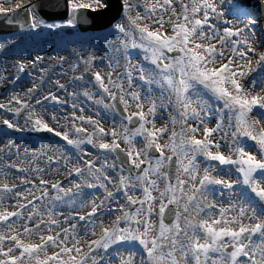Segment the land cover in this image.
I'll use <instances>...</instances> for the list:
<instances>
[{
  "label": "snow or ice",
  "instance_id": "snow-or-ice-1",
  "mask_svg": "<svg viewBox=\"0 0 264 264\" xmlns=\"http://www.w3.org/2000/svg\"><path fill=\"white\" fill-rule=\"evenodd\" d=\"M44 7L46 0H15L14 8L12 0H0V18L19 29L0 42V55L6 61L9 54L20 55L25 33L30 37L38 30L55 34L76 29L91 23L89 12L99 13L105 25L98 36L101 47L90 43L73 46L67 57L49 56L60 66L70 60L73 72L81 66L83 71L67 84L54 82L66 93L63 100L51 92L43 100L53 101L55 107L75 99L78 88L89 99L99 94L98 103L120 117L123 131L115 124L106 131L98 121L75 115V103L70 118L52 115L50 123L19 96L12 97L10 104L19 105L14 115L26 111L31 131L51 134L46 139L55 147L48 164L63 159L67 168L72 159L65 153H72L76 162L69 177L79 182L69 187L62 181L49 183L39 168L32 169L40 174L36 177L11 185L6 179L0 182V264H264V51H256L264 40L254 46L251 30L256 23L252 9L264 11V0H155L146 5L133 0H66V18L52 22L40 15ZM109 42L116 46L104 49L102 44ZM86 48L103 50L105 56L97 57L95 51L85 55ZM63 50L69 51L67 43ZM130 50H138L140 63L132 64ZM121 56L124 71L113 80ZM44 59L37 55L27 63L16 60L15 75L0 80L15 87L21 74L31 76V69ZM105 59L109 71L89 75L96 61L102 64ZM32 83L25 96L43 107ZM134 84L140 90L133 91ZM258 86L261 91L253 94ZM89 87L99 91L91 93ZM103 94L111 103H104ZM130 102L135 111H128ZM158 119L165 120V126L157 128ZM213 119L215 126L209 127ZM0 123L20 131L8 119ZM85 146L95 150L97 160ZM11 168L16 165L6 166ZM27 171L16 168L17 175ZM0 175L6 178L8 171L0 170ZM85 189L103 190L104 198L98 204L95 197L88 201L92 193ZM216 193L227 197V207L221 205L218 211L208 200ZM106 202L120 207L104 211Z\"/></svg>",
  "mask_w": 264,
  "mask_h": 264
},
{
  "label": "rangeland",
  "instance_id": "rangeland-1",
  "mask_svg": "<svg viewBox=\"0 0 264 264\" xmlns=\"http://www.w3.org/2000/svg\"><path fill=\"white\" fill-rule=\"evenodd\" d=\"M143 1L145 2V5L146 4H150V3H154L155 2V0H133V3H136V4H140V5H142V3H143ZM160 2L162 3L163 2V0H160ZM185 2H187V0H185ZM174 3H175V0H174ZM177 10L179 11V8H177ZM253 11L252 12H254V9H252ZM139 11L141 12V13H143L144 12V7H141L140 9H139ZM135 12H133L132 13V15L133 16H135ZM164 19L165 20H167V19H169V16L168 15H165L164 16ZM174 19V18H173ZM148 23H151L150 21H147ZM165 27L166 28H169L170 29V25H165ZM254 29V33H255V36L253 37V43H254V46H255V44L256 43H259V42H261L262 40H264V36H263V34H262V28H261V25H260V23H259V20H258V16L256 17V23L252 26V28H251V30H253ZM153 30H155V29H153ZM39 31V34H33L32 36H27V34H24L25 35V39H24V42L25 43H27V44H29V43H31V42H35V44L34 45H32V46H40V50L37 52L38 54H42L43 55V57H45V56H47V55H49V54H51L50 52H49V50H46V48H48L50 45V43H48V44H46V43H44V39H46V38H49V39H53V37H58V36H60L59 37V39H60V43H58L59 45H58V47H57V55H59V56H65V55H67V54H69V52H70V49L73 47V46H75V47H80L81 45H88V44H90V43H95V44H97V48L99 49L100 47H101V42H99L98 41V36H100L103 32H101L100 34H98V35H96V34H94V35H86V36H84V35H81V36H79V37H82V38H78V35H77V31L76 32H74L73 34H71L70 36H66V35H62V33H63V31H64V29L63 30H57L56 31V33L55 34H50L49 35V32H48V30H38ZM19 32V31H18ZM18 32L16 33V34H18ZM46 34H48L49 36H47ZM12 35H10V36H6V37H11ZM4 37H0V40L1 39H3ZM24 42L20 45V46H22V47H24ZM65 43H67V46H68V49H69V51H65V50H63L64 49V46H65ZM212 43H215V41H212ZM32 44V43H31ZM48 45V46H47ZM115 47L116 45L115 44H111V42H109V43H103L102 44V47L104 48V49H107V48H109V47ZM9 47H11V46H9ZM28 49V51H31L32 50V52L33 53H36V51H33L34 49H30V47H27ZM19 52H21L22 54H20V56H17V55H12V54H9V55H11L10 57L11 58H15V57H19V58H25L24 60L22 59V60H20L21 62H23V63H27V61L28 60H30V59H33L32 57H31V54L30 55H28V56H26V55H24V53H23V51H21L22 50V48H20L19 47ZM89 51H95V54H96V56L97 57H102L103 55V53L105 54V52L103 51V50H96V49H91V48H86L85 49V52H84V54H86L87 55V53L89 52ZM256 51H257V53H259L260 51H264V45H262L261 47H258V48H256ZM131 52H132V58H131V62H132V64H138V63H140L141 61H142V57H139L138 55H137V53H138V50H131ZM40 54V55H41ZM44 54H47V55H44ZM53 54V53H52ZM108 54L109 55H111V56H113V54H115V53H113V52H108ZM225 54H227V49H225ZM8 55V56H9ZM53 55H56V54H53ZM56 55V56H57ZM4 56L3 55H0V58H3ZM255 59H256V57H254L253 58V62H255ZM34 60V59H33ZM48 62H46V64L44 65H40L39 67H37V68H34V69H31V71H32V75L30 76L31 78H35L36 80L37 79H40V78H37L36 76H38V75H40L41 76V73L44 71V70H46V76H47V74H52V73H55V75H53V78H60L59 79V81H64V80H66V79H69L70 78V76L72 75V74H75V75H79L82 71H83V66H81L76 72H73L71 69H70V67L68 68V70L66 71V75H65V73H64V75L63 74H61V75H58V74H56V72H60V67H59V65H57V63L55 62V64L51 61V60H47ZM106 62V61H105ZM99 63V61H96V63H95V66L92 68V72H96V71H99L102 75H105L108 71H109V68L107 67V64L108 63ZM146 63V62H145ZM218 63H219V61H218ZM124 64H125V60L123 59V57L121 56V59H120V67L117 69V71L116 72H114L113 73V75H112V79L113 80H115L116 79V76H117V73H119V72H123V69H124ZM5 65H7V63L5 64ZM5 65H3L1 68H0V74H3V75H5L4 77H13L14 75H15V72L14 73H12L11 72V70H10V67H8V66H5ZM43 68V69H42ZM42 70V71H41ZM61 73V72H60ZM45 74V73H44ZM26 78H28V77H26ZM35 79H32V82H33V80L35 81ZM126 79V78H125ZM5 81H7V86H9L8 85V83H9V81L8 80H1L0 81V85L2 84L3 85V83H5ZM23 81V80H22ZM66 81H68V80H66ZM35 83L37 84L36 86L38 87V89L40 90V93H37V95H36V98L37 99H40V100H42V102H45L44 100H43V98L45 97V96H48L49 95V92H48V88L46 87V88H44L43 89V84L44 83H46V81H44L43 83L42 82H36L35 81ZM42 85V86H41ZM51 85V87H53V84H50ZM22 86H23V88H22V92H23V95H20L19 97L22 99V100H27L28 102H30V105H32L34 108H35V111L38 113V114H43L42 113V111H45V109H43V110H41V109H39V107H37V105L35 104V100L33 99V100H30V99H28L26 96H25V93L27 92V89H28V87H26L24 84H23V82H22ZM125 88H127V86H126V83H125ZM13 89V85H11V90ZM68 89H70V87L68 88ZM67 89V90H68ZM88 89H94V90H92V92L91 93H97L99 90H98V88H91V87H89ZM133 91H137V90H140V89H138L137 88V86L134 84V86H133V89H132ZM44 91H47V93L45 94L44 93ZM261 91V88L258 86V87H256L255 88V90H254V92H253V94H256V93H259ZM5 95H7V93H4ZM4 94H2V95H4ZM56 95H58V97L60 96V93L59 92H57V93H55ZM1 95V96H2ZM5 95L3 96V98H5ZM104 95V103H110V100L107 98V95L106 94H103ZM156 95H158V93H156ZM13 96H18L17 94H15V95H11V96H9L8 98H5L4 99V101H3V103H5V108H0V122H2L4 119H7L8 118V111L6 110L8 107H11L13 110H15V103H14V101L10 104V101H12V97ZM93 97H96V94H94L93 95ZM100 97H101V95H100ZM61 99V98H60ZM130 103H132V102H130ZM90 105V107L88 108V106ZM43 107H45V105L43 106ZM43 107H41V108H43ZM50 107H51V104H50ZM81 108H83V112L81 113V108H78V110L76 111L75 110V114L77 113V114H79V115H83L84 117H85V119H88V118H91L90 117V115L92 114V113H95V110L94 109H92V107H91V104L90 103H88V102H86V106H80ZM16 108H17V106H16ZM52 109H56V110H59L60 111V113L62 114V115H64V116H66L67 117V113H70L69 111H71V113L73 112V109L71 108V107H68L67 105H62V106H53L52 105V107H51ZM86 110V111H85ZM136 109H135V104L134 103H132V106L128 109V111L129 112H132V111H135ZM113 114V113H112ZM112 114H110V116H109V118L110 119H108L110 122H107V120H103V119H100L99 118V120H98V122H99V126L100 127H103L106 131H108V130H110L112 127H113V125L115 124L116 125V127H119L118 128V130H120V131H123V128H122V126L120 125V122H117V120H116V118L115 117H113V115ZM28 115V114H27ZM89 117H88V116ZM157 115L159 116L160 115V112L158 111L157 112ZM165 115H170V113H166ZM43 116H45L46 117V115H44L43 114ZM94 118V117H93ZM260 117L259 116H256V115H253L252 116V119H259ZM92 119V118H91ZM93 120V119H92ZM15 121V120H14ZM13 121V122H14ZM68 124L70 125L71 124V119H69L68 121ZM18 123V126L19 127H21V128H25L26 126V124H24V123H22L21 121L20 122H17ZM76 123H77V126H79V127H84V128H87V130L89 131V132H92L93 131V128L90 126V125H87V124H80L79 123V121H76ZM126 123V122H125ZM156 127L157 128H160V127H163V126H165V124H166V121L165 120H161V119H158V120H156ZM2 123H0V125H1ZM17 125V124H16ZM208 126L209 127H214L215 126V119H213L212 120V122L211 123H209L208 124ZM169 127V132H168V134H170L171 133V131L173 130L172 129V127H171V125H169L168 126ZM20 128V129H21ZM1 129V128H0ZM2 130H6V127H3L2 128ZM176 131H179V127L177 126L176 127V129H175ZM168 134H166L164 137H163V139H162V142L163 141H166L167 139H168ZM51 135V134H50ZM220 136H223V133L221 132V133H219V134H217V139H219V137ZM197 138H202V135L201 134H197ZM57 140H58V138H57ZM48 142V141H47ZM107 142V141H106ZM62 143H64V142H62ZM7 146V143L5 142V141H3L2 143H0V151H1V149H4L5 147ZM121 146L122 147H124V145L123 144H121ZM90 147L91 146H89V149H90ZM136 147H137V149H139L140 147H142V143L141 144H137L136 145ZM89 149L88 150H86V151H88L89 152V157L90 158H92L93 160H97V156L95 157V150H91V151H89ZM7 151H8V149H6L5 148V151L4 150H2L1 152H0V157L4 154V158L6 159L7 157H8V155H7ZM6 152V153H5ZM47 153V155H45V159L48 157V156H50V155H53L52 153H51V151H48V152H46ZM225 154H227L226 152H225ZM65 155H68L67 153H65ZM74 158H75V156H74ZM12 164L11 165H13V164H15L16 165V168L17 167H21V166H23V167H26V169L28 168L27 167V164H26V162L25 161H23L22 160V155H20V154H13V156H12ZM7 161H9V158H7L6 159ZM2 161V160H1ZM109 163H111V159H109V161H108ZM73 164H75V162L73 163ZM73 164H70V165H68V167L62 172V174H58L57 176H53V178L51 179V180H49V183L51 182V183H54V182H56V181H58V177H60L61 175L63 176L64 175V173H66L67 172V175H69V168H71L72 166H73ZM52 166V165H51ZM77 166H79V165H77ZM97 167H99V164H97ZM2 167H0V169H1ZM4 169H6V167H4ZM12 169H15V168H12ZM12 169H11V171H12ZM35 169H36V167H35ZM49 170V168H47V169H45V172H47ZM53 170V169H52ZM51 170V171H52ZM31 171H32V168H31ZM53 172H54V170H53ZM55 173V172H54ZM14 175H16L15 173H13ZM39 174H36V173H34V175H32L33 177H36V176H38ZM67 175H65V177L64 178H66L67 177ZM112 177L114 178L115 177V173H112ZM15 177H11V178H9V179H6V181L9 183V184H12V183H15V182H17L18 180L17 179H14ZM5 179H1L0 180V182H3ZM20 180V179H19ZM63 182V186L64 187H69V186H71V184L72 183H76V182H79V178L77 179V178H73V179H71V182L70 181H67V180H63L62 181ZM109 190L110 191H113L114 193H115V191H116V189H115V187H113L112 185H109ZM102 193H104L103 192V190H101L100 192H99V194L98 195H101ZM105 194V193H104ZM138 195H139V193H137ZM97 197V196H96ZM119 197L120 196H118L117 197V199H119ZM216 198L219 200V205H217V211H218V209H219V207L221 206V205H223L224 207H227V197L225 196L223 199H221L220 198V196H219V193H216ZM120 199H122V197H120ZM217 201V200H216ZM218 202V201H217ZM221 202H223V203H221ZM5 203H8V202H5ZM10 203H15V202H13V201H11ZM215 203V202H214ZM108 205H109V208L110 209H117V208H119L120 207V205L119 204H117V203H111V204H109L108 203ZM9 210H13V209H9ZM62 211L64 212V211H68L67 210V208L66 207H63L62 208ZM82 212V211H81ZM25 215H27V213H25ZM115 218V217H114ZM112 219H113V217H112ZM158 222V221H157ZM86 250V249H85ZM138 259V258H137Z\"/></svg>",
  "mask_w": 264,
  "mask_h": 264
},
{
  "label": "bare ground",
  "instance_id": "bare-ground-1",
  "mask_svg": "<svg viewBox=\"0 0 264 264\" xmlns=\"http://www.w3.org/2000/svg\"><path fill=\"white\" fill-rule=\"evenodd\" d=\"M22 2L24 3V4H27L28 3V0H22ZM142 5H145V2L143 1V3H142ZM12 7L14 8L15 7V0H12ZM253 15L255 16V17H257L258 15L257 14H255V12L253 13ZM259 20V19H258ZM263 25H264V23H263ZM253 32H254V29L252 30ZM26 34V33H25ZM83 34V33H82ZM77 35H78V38H82V37H79V35H81L80 33H77ZM86 35H88V34H85L84 33V36H86ZM98 35V34H97ZM69 36V35H68ZM6 38H8V37H4L3 39H1L0 40V42H4V40L6 39ZM60 40V39H59ZM46 42L47 43H50L49 45V47L48 48H46V50H49V52L51 53V54H49V55H47V54H44V55H47V56H45L44 58V61H43V63H42V65L44 64H46V62H48L47 60H49L48 59V57L49 56H52V57H56V55H57V47H58V39L57 40H55V39H51V40H46ZM57 42V43H56ZM52 43V44H51ZM32 45H34V43H29V46H26L25 45V43H24V47H22V46H20V48H22V50L21 51H23V53H24V55H26V56H28V55H30L31 54V57L33 58V59H35V57L37 56V55H39V56H43L41 53V55L40 54H38L37 52L36 53H31V51H28L27 49V47H30L31 49H36V51L39 49V46H32ZM48 46V45H47ZM40 50V49H39ZM57 51V52H56ZM131 51V50H130ZM56 54V55H53V54ZM20 54H21V52H20ZM88 54V53H87ZM86 55V54H85ZM103 56H105V54L103 53L102 54ZM115 54H113V56H114ZM11 55H9L8 57H7V61H6V59H5V56L3 57V58H0V68L3 66V65H5L6 63H7V65H5V66H8V67H10V70H11V72L12 73H14L15 72V62H16V60H24L25 58H19V57H15V58H11L10 57ZM18 56H20V55H18ZM67 56H69V54H67V55H65V57H67ZM108 56H111V55H109L108 54ZM54 64H55V62L57 63V61L55 60V59H52L51 60ZM105 63H108V60L107 59H105ZM70 63H71V61L69 60V61H67V62H65V63H63V66H60L58 63H57V65H59V67L61 68L60 69V72L58 71V72H56V74H58V75H61V74H63L64 75V73L66 74V71L68 70V68H69V65H70ZM43 69V68H42ZM42 71V70H41ZM123 71H124V69H123ZM45 74L43 75V82L44 81H46V83H44L43 84V89L44 88H48V92L50 93H53V94H55V93H57V92H59L60 93V96H59V98H61V100H63L64 98H65V96H66V93L64 92V91H61V90H58L56 87H55V81H57V80H59L60 78H53V75H55V73H52V74H47V76H46V72H44ZM75 74H72L71 76H70V78L72 77V76H74ZM0 76H5V75H3V74H0ZM21 76H22V78H24L25 77V81H22V79L18 82V85L17 86H13V89L11 90V86L10 87H8L7 88V90H6V93H7V95H5V98H8L9 96H11V95H15V94H17L18 96H20V95H23V92H22V88H23V86H22V82H23V84L25 85V86H28V87H30L31 85H33V83H32V79H35V78H31L30 76H27L26 74H21ZM26 77H28V78H26ZM37 78H40V79H35V81L36 82H42L41 81V76L40 75H38V76H36ZM70 78L69 79H66V80H70ZM66 80H64V81H66ZM1 81V80H0ZM64 81H60V83H64ZM42 82V83H43ZM5 83H7V81H5ZM9 85H12L10 82L8 83ZM50 84H53V87H51V85ZM92 90H94V89H87V91H89V92H92ZM68 92H72L73 91V88H71L70 87V89H68L67 90ZM76 92H77V97L75 98V99H69L68 100V102H67V104H65V105H67L68 107H71L72 108V104L73 103H75L76 104V111L78 110V108H81L80 106H86V102H88V103H90L91 104V107H92V109H94L95 110V113H92L91 115H90V117L93 119V120H96V121H98L99 120V118L100 119H105V120H107V122H110L108 119H110L109 118V116H110V114H112V112L111 111H106L104 108H103V105L102 104H100V103H98V101H100V99H101V97H100V95L99 94H96V97H93L92 96V98L91 99H89V98H87V97H85L82 93H83V89H76ZM44 93L46 94L47 93V91H44ZM4 95H0V104H4L5 105V103H3V101H4V99L5 98H3V96ZM58 96V95H57ZM50 104H51V107H52V105H54V102L53 101H45V102H43V105H45V107H43V108H41V106H37V107H39V109H41V110H43V109H45V111H42V113L44 114V115H46V117L49 119V122L51 123V120H50V117L52 116V115H57L58 117H60V118H63V117H66V116H64V115H62L61 113H60V111L59 110H56V109H52L51 107H50ZM90 107V105L88 106V108ZM86 111V110H85ZM70 112V111H69ZM97 113H99V115H97ZM42 114V115H43ZM75 115H77V116H79V114H75ZM113 115V117H115L116 118V120H117V122H120V118H119V116L118 115H114V114H112ZM88 116V115H87ZM89 117V116H88ZM94 117V118H93ZM87 120V119H86ZM62 122H64L63 120H62ZM119 127H117V129H118ZM4 140H8V139H6L5 137H1L0 136V143H1V141H4ZM23 141H25V140H22V142L20 143V144H14V143H11L10 144V147H9V149H8V151H7V155L9 156V158H12V156H13V154H20V155H22V160L23 161H25L26 162V164L28 165V171L26 172L27 173V175H34V173H36V174H39V173H37V172H34V171H31V168L32 169H35V167H36V169L37 168H44L45 166L47 167L49 164H48V160H47V158L45 159V155H40V153L41 152H48V151H51V153L53 154V150H54V145H50L49 143H44V144H38L35 148H32V147H29V145L27 144H24V142ZM89 149V146H85L84 147V151H86V150H88ZM69 156H71V159H72V164L74 163V162H76V158H74V155H72V153H67ZM1 162V161H0ZM64 160L63 159H59V163L57 164V163H52V166H48L47 168H49V169H53L55 172H56V175H57V173L58 174H62V172L65 170V167H64ZM70 165V164H69ZM11 172L10 171H8V175H7V177L6 178H9V177H11ZM40 175V174H39ZM26 176V175H25ZM62 176V175H61ZM60 176V177H61ZM19 178H18V180L19 179H26V177H24V176H18ZM0 178L1 179H4L5 177L4 176H2V175H0ZM78 179V178H77ZM70 182H71V179L69 180ZM18 183V182H17ZM85 191H90L92 194L91 195H89L88 196V201H91L92 199H93V197H95V195H98V193L101 191V190H96V191H93V190H87V189H85ZM97 197H99V196H97ZM95 199H97V198H95ZM119 199H120V197H119ZM208 200H209V202L210 203H216V205H219V200L216 198V196L215 197H213V196H209L208 197ZM218 202H217V201ZM6 202H8V201H6ZM8 203H10V202H8ZM86 203H87V201H86ZM221 203H223V202H221ZM107 206V207H106ZM109 207V205H108V203L106 202L105 203V206H104V211H107V210H109L110 208H108ZM216 211H217V209H216ZM64 214H68V212H66V211H64ZM113 217V219H114V215L112 216ZM112 217H110L109 218V220H111L112 219ZM59 219H61V220H63V217L61 216V217H59ZM62 227H70L69 226V224H67V223H63L62 224ZM80 229H78V231H79ZM125 255H127V253H125Z\"/></svg>",
  "mask_w": 264,
  "mask_h": 264
}]
</instances>
